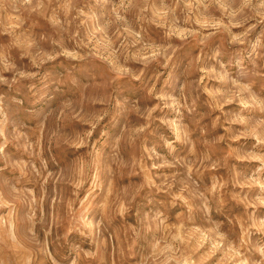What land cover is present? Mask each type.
<instances>
[{
    "label": "rangeland",
    "instance_id": "obj_1",
    "mask_svg": "<svg viewBox=\"0 0 264 264\" xmlns=\"http://www.w3.org/2000/svg\"><path fill=\"white\" fill-rule=\"evenodd\" d=\"M0 264H264V0H0Z\"/></svg>",
    "mask_w": 264,
    "mask_h": 264
}]
</instances>
